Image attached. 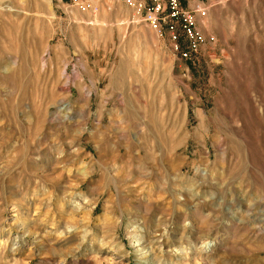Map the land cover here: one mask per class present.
I'll list each match as a JSON object with an SVG mask.
<instances>
[{"label": "rangeland", "instance_id": "rangeland-1", "mask_svg": "<svg viewBox=\"0 0 264 264\" xmlns=\"http://www.w3.org/2000/svg\"><path fill=\"white\" fill-rule=\"evenodd\" d=\"M154 1L0 0V264H264V0Z\"/></svg>", "mask_w": 264, "mask_h": 264}, {"label": "built area", "instance_id": "built-area-1", "mask_svg": "<svg viewBox=\"0 0 264 264\" xmlns=\"http://www.w3.org/2000/svg\"><path fill=\"white\" fill-rule=\"evenodd\" d=\"M168 7L170 8V13L169 16L171 17H180L183 22L185 23L186 27L188 28V34L189 37L192 39V41L196 42L197 40H200L197 35V33L193 32L192 29L190 28V25L192 24V18L190 13L185 12L181 13V11L178 9V1L177 0H166ZM161 4L160 0H155L153 3V6L150 7L146 13V20L152 24L153 27L157 28L158 27V17H157V12L160 11L161 9ZM89 5H84L81 6L82 9L88 8ZM173 38H176V35L172 33Z\"/></svg>", "mask_w": 264, "mask_h": 264}]
</instances>
